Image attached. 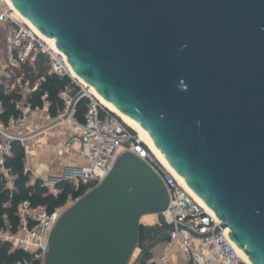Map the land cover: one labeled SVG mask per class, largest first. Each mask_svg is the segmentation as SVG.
Here are the masks:
<instances>
[{
  "label": "water",
  "instance_id": "95a60500",
  "mask_svg": "<svg viewBox=\"0 0 264 264\" xmlns=\"http://www.w3.org/2000/svg\"><path fill=\"white\" fill-rule=\"evenodd\" d=\"M11 2L264 264V0ZM168 204L161 177L125 152L61 214L44 264H128L142 232L170 236ZM146 214L159 225L143 227Z\"/></svg>",
  "mask_w": 264,
  "mask_h": 264
},
{
  "label": "built area",
  "instance_id": "2783aa9c",
  "mask_svg": "<svg viewBox=\"0 0 264 264\" xmlns=\"http://www.w3.org/2000/svg\"><path fill=\"white\" fill-rule=\"evenodd\" d=\"M1 33H4L8 50L0 80L6 91L17 89L25 98L37 87V83L32 85L29 79L23 77L24 65L33 63L41 54L47 57L48 73L68 75L70 78L59 92L62 103L56 106L54 114L50 111L51 102L45 93L42 95L43 107L33 108L25 99L17 100L15 105L20 113L9 116L7 121L0 118V168L6 186H14L15 175L4 167L5 157L10 154L14 140L22 142L27 148V143L41 142L55 129L67 127L72 129L74 141L79 144L77 153L85 159L86 164H67L60 173L42 178L43 185L50 193L57 195L62 189L57 184L61 182H69L74 192L70 191L65 203L53 210L43 205H33L28 199L22 200L17 208L18 229L12 231L10 227L0 225V241H8L13 247L30 252L40 260V264H44L50 232L61 214L99 185L121 154L132 152L142 158L166 185L169 204L162 213L166 222L174 224V230L164 240L163 233L153 236L152 242L143 235L144 239L138 242L128 264H141L146 252L152 253L151 261L156 264H179L177 253L182 254L183 264H246L239 247L229 235L230 227H220L218 222L221 219L216 213L188 191L173 170L164 165L137 132L73 75L67 55L48 43L7 0H0ZM83 97L88 98V102L84 120L80 121L76 116V106ZM2 112L0 102V116ZM40 116L46 120L42 126L37 123ZM26 170H29L27 165ZM81 187L84 192L79 193ZM142 222L143 227L159 225L158 217L153 224ZM178 224L184 227L179 228ZM217 227H220L219 230H216ZM191 230L207 236H196ZM159 243H162V248L154 255V247ZM175 258L177 261H174ZM15 264H31V261L23 258Z\"/></svg>",
  "mask_w": 264,
  "mask_h": 264
},
{
  "label": "trees",
  "instance_id": "16d2710c",
  "mask_svg": "<svg viewBox=\"0 0 264 264\" xmlns=\"http://www.w3.org/2000/svg\"><path fill=\"white\" fill-rule=\"evenodd\" d=\"M24 78L29 79L32 85L37 83V87L24 98V94L17 89L6 91L5 87L0 84V102L3 105L1 119L7 121L11 115H18L20 110L16 107L17 100L25 99L31 107L44 106L42 95L47 93V99L51 102L50 111L55 113L56 106L62 103L59 92L70 81L68 75H58L48 73V64L46 55L41 54L33 63L24 65ZM88 98L83 97L76 106V116L80 121L84 120V113L87 109ZM27 152L24 144L18 140L11 143V152L6 155L4 167L15 175L14 186H6L4 173L0 168V225L10 227L16 231L20 221L17 215L18 204L25 199L31 201L33 205H43L49 210L65 203L68 193L74 192V188L69 182L58 183L61 191L55 195L50 193L48 188L43 185V179L32 177L30 170H26ZM80 192H84L81 187ZM6 215L4 218L3 216ZM143 237V232L141 234ZM140 237V238H141ZM152 253L146 252L141 264H156L151 261ZM27 258L31 264H40V260L27 251L13 247L8 241H0V264H15L17 261Z\"/></svg>",
  "mask_w": 264,
  "mask_h": 264
},
{
  "label": "rangeland",
  "instance_id": "374dc122",
  "mask_svg": "<svg viewBox=\"0 0 264 264\" xmlns=\"http://www.w3.org/2000/svg\"><path fill=\"white\" fill-rule=\"evenodd\" d=\"M7 51H8L7 46L4 41V33H1L0 34V80H1L2 72L4 73L3 67L7 60V54H8ZM37 123L40 126H42L46 123V120L44 119V117L40 116L39 118H37ZM52 133L59 134L58 136L60 138L57 139V141H53L51 138ZM78 145L79 144L74 141V135L72 129L67 127H62L50 132L46 138H43L41 142L27 143L26 152L28 155H31L30 154L31 150H33L35 146L52 147L50 148L51 149L50 152L56 156V160L54 161L53 173L57 174L60 173L67 164L70 163H77L80 165L86 164L85 159L80 157L77 153ZM34 178L35 177H33V179ZM156 219H157L156 215L146 214L142 217L141 220L147 224H153ZM161 248H162V243L157 244L154 247L153 254L157 255L160 252ZM174 261H177V259L175 258Z\"/></svg>",
  "mask_w": 264,
  "mask_h": 264
},
{
  "label": "bare ground",
  "instance_id": "6f19581e",
  "mask_svg": "<svg viewBox=\"0 0 264 264\" xmlns=\"http://www.w3.org/2000/svg\"><path fill=\"white\" fill-rule=\"evenodd\" d=\"M10 5L16 10V12L27 22L29 23L34 29L35 31H37L40 35H42L47 41L48 43H50L53 47L57 48L56 43H55V38L54 39H50L47 38L45 35H43L41 33V31L31 22L29 21L25 16H23L20 11L14 6V4L11 2V0H7ZM58 49V48H57ZM71 69L73 72V75L78 78L80 81H82V83H85L86 86L89 87L90 92L95 95L97 97V99L104 104L106 107H108L111 111H113L114 113H116L118 116L121 117V119L127 123L128 125H130L138 134V136L150 147V149L156 154V156L164 163V165H166L168 168L172 169L174 174L176 175V177L179 179V181L181 183L184 184V186L186 187V189H188V191H190L193 195H195V197L201 201L209 210L213 211L211 208H209L204 202L203 200L188 186V184L186 183V181L172 168V166L170 165L169 161L166 159V157L160 152V150L157 148V146L155 145L153 139L151 138V136L148 134V132L139 124L137 123L134 119H132L131 117H128L127 115H125L123 112H121L119 109H117L115 106H113L107 99H105L102 95H100L97 90L92 87L85 79H83L77 72L76 70L72 67L71 65ZM240 251V255L242 257V259L244 260V262L246 264H254L253 261L251 260L250 256L248 254H246L242 249L239 248Z\"/></svg>",
  "mask_w": 264,
  "mask_h": 264
},
{
  "label": "crops",
  "instance_id": "0c3cea01",
  "mask_svg": "<svg viewBox=\"0 0 264 264\" xmlns=\"http://www.w3.org/2000/svg\"><path fill=\"white\" fill-rule=\"evenodd\" d=\"M39 120V119H38ZM59 134H51V138L53 141H57L60 137ZM52 147H36L31 150V155L27 154L26 165L28 169L31 171L33 177L39 176L41 178H46L48 175H52L54 161L56 160V156L52 154L50 151ZM74 164V163H70ZM47 176V177H48ZM179 264H183L182 254L177 253Z\"/></svg>",
  "mask_w": 264,
  "mask_h": 264
},
{
  "label": "flooded vegetation",
  "instance_id": "af4514ba",
  "mask_svg": "<svg viewBox=\"0 0 264 264\" xmlns=\"http://www.w3.org/2000/svg\"><path fill=\"white\" fill-rule=\"evenodd\" d=\"M144 239V237H141L139 241H142ZM147 239H149L150 242L154 241V237L151 235L150 237H147Z\"/></svg>",
  "mask_w": 264,
  "mask_h": 264
}]
</instances>
